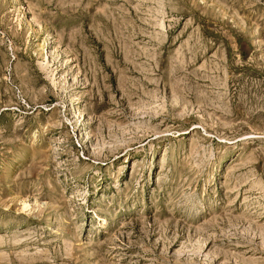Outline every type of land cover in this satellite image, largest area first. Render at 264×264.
I'll return each mask as SVG.
<instances>
[{
  "label": "rangeland",
  "instance_id": "rangeland-1",
  "mask_svg": "<svg viewBox=\"0 0 264 264\" xmlns=\"http://www.w3.org/2000/svg\"><path fill=\"white\" fill-rule=\"evenodd\" d=\"M0 264H264V0H0Z\"/></svg>",
  "mask_w": 264,
  "mask_h": 264
}]
</instances>
